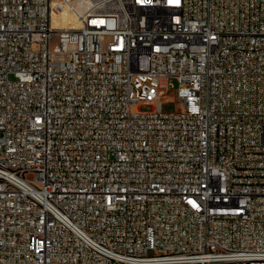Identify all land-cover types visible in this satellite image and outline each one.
Returning <instances> with one entry per match:
<instances>
[{
    "label": "built area",
    "instance_id": "2783aa9c",
    "mask_svg": "<svg viewBox=\"0 0 264 264\" xmlns=\"http://www.w3.org/2000/svg\"><path fill=\"white\" fill-rule=\"evenodd\" d=\"M0 264H264V0H0Z\"/></svg>",
    "mask_w": 264,
    "mask_h": 264
},
{
    "label": "rangeland",
    "instance_id": "374dc122",
    "mask_svg": "<svg viewBox=\"0 0 264 264\" xmlns=\"http://www.w3.org/2000/svg\"><path fill=\"white\" fill-rule=\"evenodd\" d=\"M60 10L64 12V13H62V15H64V16H69V14L72 11L71 9L70 10L67 9V7L65 5L60 7ZM77 10L80 11L81 8L79 6H77ZM66 11H69V13H65ZM61 21H63V20H61ZM66 26H68V24ZM166 87H167L166 89H160L159 90V102L162 105V111L165 113H170V112H173L175 109L180 110L181 105H180V102L175 95V89L177 87L176 80L173 78H169L167 83H166ZM151 105L152 104H149V105L141 104L140 107L135 105L132 107V110L136 111V110L140 109L141 112H149L151 110Z\"/></svg>",
    "mask_w": 264,
    "mask_h": 264
},
{
    "label": "bare ground",
    "instance_id": "6f19581e",
    "mask_svg": "<svg viewBox=\"0 0 264 264\" xmlns=\"http://www.w3.org/2000/svg\"><path fill=\"white\" fill-rule=\"evenodd\" d=\"M63 6V4H61V3H58L57 5H56V7H55V9H54V13H53V17H54V19H55V21L56 20H58L59 18H61V17H66V18H69L68 20H69V22L67 23L68 24V26H72V25H74L75 24V22H76V13H75V11L73 12V11H71V13L69 14V16H64V15H62V13H64L63 11H61L60 10V7H62ZM65 13H69V11H66ZM62 19V18H61ZM65 20V19H64ZM67 20V21H68ZM60 23H61V21H59ZM65 22H63L62 21V25H67Z\"/></svg>",
    "mask_w": 264,
    "mask_h": 264
}]
</instances>
